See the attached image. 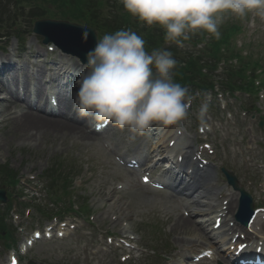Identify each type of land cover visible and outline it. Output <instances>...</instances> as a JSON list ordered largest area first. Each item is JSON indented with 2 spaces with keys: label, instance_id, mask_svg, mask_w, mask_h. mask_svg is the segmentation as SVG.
Returning <instances> with one entry per match:
<instances>
[{
  "label": "rangeland",
  "instance_id": "obj_1",
  "mask_svg": "<svg viewBox=\"0 0 264 264\" xmlns=\"http://www.w3.org/2000/svg\"><path fill=\"white\" fill-rule=\"evenodd\" d=\"M113 1L109 3L115 4L117 8L122 6L121 0ZM21 2L22 7L25 9H30L35 4L41 5L46 8L44 15H52V9L46 5L48 3L42 5L41 2L35 3L34 0H21ZM27 9L23 22H20L19 19L16 23L8 22L11 32L16 30L14 28L18 24L19 28H23L25 31L27 52L20 58L17 55L14 56L13 52L19 46L12 39L9 44V51L7 50L8 52L5 55H0V59L4 58L6 62L8 60L16 62L15 67L20 70L18 73L19 83L23 86H28L31 83L38 84L39 81H43V77L45 82L50 75L55 73H57L58 83H45V87H42V89H49L52 84L57 87L58 84L71 82L73 79L68 75L51 71L60 62L61 55L58 54L60 52L53 44L44 46L41 38L32 33L30 21H35V13L31 11L32 17L29 19L30 11ZM59 13V11L53 9L54 18H62ZM2 20L5 23L7 22L6 17H2ZM81 25L88 26L86 24ZM96 26L90 27L99 33L100 38V35H103L102 29L99 30L98 26ZM245 26L246 38L249 41H257L255 45L258 44V48L253 49L255 55L261 54L264 57V21L255 17L253 22L247 20ZM20 29L19 32H21ZM246 38L242 36L239 40L248 41ZM49 48H53L57 54H51ZM65 56L61 61L67 66L73 63L83 66L77 58L70 55ZM39 71L41 79L38 78ZM9 73L14 74L12 70ZM0 79L5 81L4 75H1ZM193 97L196 98L197 94L195 93ZM194 102L193 108L189 109L188 119L182 122V125L186 127L183 128L187 131L186 138L182 143L185 144L187 139L192 140L194 143H201L207 137L212 149L215 148L213 160H211V157L209 159L217 167L224 164L225 167L227 166V168L234 170L241 186L255 199V206H262L263 199L261 200V197L264 192V177L257 175L258 169L254 168L253 164H248L250 170L246 168V162L251 160V158L243 156L242 153L251 150L255 151L253 162L256 165L264 163V155H256L261 152L259 143L264 135V127L262 129L258 128L260 119H264V98H261L258 104H255L256 109H254L252 106L253 101L250 99L245 101V99L222 97L219 101L220 107H218L216 101H213L211 104L214 111L208 112L205 110L203 114H201V109H205L204 103L200 99L197 100V98L194 99ZM223 105H228L229 109H224ZM244 107H250V112H245ZM200 121H203L209 129L205 133L206 136H201L197 132ZM9 129V123L5 124L4 132L0 133V166L7 165L13 176H18L23 187L27 186L29 191L33 190L32 195L37 199V204L48 197L47 192L44 191L46 185L41 178L47 170L57 168L59 164L56 160H60L77 164V167L74 166L75 169L69 172L67 179L74 178V193L80 204L88 203L89 207L92 208L90 219L85 215L79 218L72 217L71 223L74 224L76 222V228L74 227V230L70 229L68 237L63 240L53 238L50 241L42 239L36 242L34 247L28 252L27 257L21 260V264L28 260L34 261L36 264H122L118 260L121 254H118L114 244L110 246L107 243L106 237L111 232L122 231L123 228L125 231L138 234L141 237L139 245L144 248L147 246L156 247L160 240V247L155 248L156 254L153 252L148 253L144 250L139 251L126 264H176L178 259L181 264L182 251L176 244L177 240L187 241L193 240V238L190 235H182L180 230L174 229L175 222L181 216H188L189 219L194 220L193 222L198 225L200 220L201 222H206L209 215H212L211 213L200 216L193 215L192 213L199 210L198 208L189 209L187 211L189 214H187L184 210L169 204L146 187H141L138 183L137 175L119 168L114 162V157L107 153L97 140L82 144L73 140L63 141L48 138L37 144L29 143L24 147H20L19 138L17 136L14 137V134ZM155 136L152 133V135L145 136V138L150 142L158 141V137ZM111 139L115 138L111 136ZM123 139L124 137L121 140ZM155 145V142L151 143L152 148ZM163 146L165 147L164 151H171V149L167 148L166 142ZM68 169V167H65L64 171H68ZM49 175L51 176V173ZM118 185L123 186V189L118 191L117 196L120 197L121 202L126 204L127 208H125L129 211L127 217L120 219L124 226L120 222L115 225L111 221L110 216L105 214L109 206L107 195L113 189L118 188ZM225 189L226 187L224 186L215 188L219 193ZM50 203L52 202L50 201ZM50 207L52 208L53 205ZM31 213H34L32 209ZM17 218V216H13L11 229L15 230L14 237L18 238L19 242H24L33 230L41 227V222L31 217L27 218L26 214L20 220H17ZM49 224L51 223H47L44 226ZM19 226H22L21 229H19ZM207 227L209 228L211 225L207 224ZM259 228L257 227L256 230L258 231ZM17 229L21 230L22 233H19ZM251 231L256 240L261 241L260 239H263L261 238L263 231L256 233V235H254V229ZM163 243L164 245L161 246ZM150 249L152 250L151 247ZM0 251V262H6V251L2 247H0ZM179 252L180 255H178Z\"/></svg>",
  "mask_w": 264,
  "mask_h": 264
},
{
  "label": "clouds",
  "instance_id": "obj_2",
  "mask_svg": "<svg viewBox=\"0 0 264 264\" xmlns=\"http://www.w3.org/2000/svg\"><path fill=\"white\" fill-rule=\"evenodd\" d=\"M124 10L164 31L167 43L183 48L197 34L221 38L228 19L264 21V0H121ZM179 62L167 49H145L131 30L105 34L87 57L78 80L75 109L97 126L112 125L132 139L179 125L189 117V90L174 82ZM206 109H201V114Z\"/></svg>",
  "mask_w": 264,
  "mask_h": 264
},
{
  "label": "bare ground",
  "instance_id": "obj_3",
  "mask_svg": "<svg viewBox=\"0 0 264 264\" xmlns=\"http://www.w3.org/2000/svg\"><path fill=\"white\" fill-rule=\"evenodd\" d=\"M10 61H8L9 63ZM62 64V65H61ZM10 66V65H9ZM8 65H5L4 67H7L8 69H12L13 67L9 68ZM61 69V72L63 75H68L71 77L73 82H78V80L81 78V75L86 73L87 68L86 67H79L77 64H71L70 66H67V64L60 62V65H58ZM17 77L14 76V79ZM39 79H41V74L39 71ZM57 78V76H54L49 79V82L54 81ZM13 80V77H12ZM1 83V82H0ZM64 86H69V84H66ZM62 88H57L58 91L53 94L52 99L54 100L55 106L57 105L58 108H50L49 105V96L48 99L44 98V94L42 91V88L40 85H38L35 90L34 99L37 100L35 105L39 109V111H36L33 109V102L31 100L32 96L29 94L28 87H23L24 92L27 94V97L24 101L19 100L16 96L17 90H12L10 88H7L4 90L2 87H0V124H2L7 119L5 118V115H11L10 112L12 110H15L12 113L11 120H10V129L9 131L14 134V137L19 138V145L25 146L29 143L37 144L45 139H55V140H63V141H75L79 143H88L93 142L95 139L108 134L109 132L114 133V128L112 125H109L102 131V133H97L94 129V123L90 119L82 118L78 115L75 106L73 105L76 98H66L62 94ZM19 91V89H18ZM19 94V93H18ZM18 109V110H17ZM160 137V141L162 140H168L167 144L169 142H174L173 150L178 152V154H182L183 162L184 163H192V161L188 160V156L191 154H194L195 151L193 150V143L191 140H187L185 145L182 147L181 144L184 139V134L182 133L181 136L177 135V130L173 127L168 129H156L154 128L151 132H158ZM262 144H264V136L262 141H260ZM158 149H160L161 153L165 158H169V160H172V156H165V153H163V147L157 146ZM113 152H118L117 148L112 149ZM146 152V146H143V149L140 150L139 153H135V158L142 162L145 159H147ZM262 153H264V147L262 150ZM251 155V154H248ZM253 155V154H252ZM179 165V164H178ZM182 165V164H181ZM179 165L180 167H176L173 169V171H176L175 176L178 178L181 185L186 182L187 180L194 181L192 184L188 182L189 187L196 188L200 191H198L199 196H202V200H200L197 208L199 210H196L193 212L194 215H205L209 211H213L214 217L211 218V220H208V222L212 221L213 219V225L215 224V219L219 218V214H222V221L221 226L218 231L213 232V234H223V239L226 240V237L228 234L232 231L228 227V223L230 222L236 207H237V196L235 195L232 197L230 202L228 203L227 208H223V205H218L217 202L214 199L213 190L209 188H203L204 186L201 185L202 181L211 182V171L206 170L202 171L199 176L196 174L194 176L189 177L190 175L188 173H184L183 166ZM258 174H262L258 171ZM201 180V181H200ZM107 198L109 200V206L106 211V215H109L110 217L114 215H118L120 218L127 217L129 211L125 209L124 203L121 202L120 197H118L114 191H110L108 193ZM217 215V216H216ZM260 214H257L253 226L260 227L264 229V223L259 221ZM229 219V221H228ZM194 220L187 219L184 217H180L174 225V229H178L182 232V235H190L192 236L193 240H177V245L180 249L185 250V252L188 251H197L203 248L204 245L208 246L206 249L213 250L212 247L214 245L212 244V241L210 240L211 231H209L202 223H199V225H196V222H193ZM236 231V230H235ZM230 238L229 243L234 238V234ZM247 236V235H246ZM213 239V238H212ZM247 240L251 241L252 237L250 235L247 236ZM257 243V242H256ZM212 244V245H211ZM237 245H235V248ZM264 250V249H263ZM216 258L220 260H224V258L220 255L219 249L217 248L216 251ZM226 259V258H225ZM227 260V259H226Z\"/></svg>",
  "mask_w": 264,
  "mask_h": 264
},
{
  "label": "trees",
  "instance_id": "obj_4",
  "mask_svg": "<svg viewBox=\"0 0 264 264\" xmlns=\"http://www.w3.org/2000/svg\"><path fill=\"white\" fill-rule=\"evenodd\" d=\"M36 2H41L42 5L45 3L47 6H49L52 9V16H53V9H56L59 11L60 15L62 16V19L66 20H72L74 22L81 21L83 23H88V21L95 22L101 29L102 32L105 34H111L114 33L117 30L124 29L126 30V26L128 27V30H131L135 32L137 35L141 36L145 41V49L149 53H151L153 50L158 49V46L162 43V37L164 33H162L159 29H156L155 27H149L146 24H143L141 28H138L135 22L138 21V19L133 20L134 23H130V19L132 16L128 14L124 8L123 5L120 7H115V4H111L112 0H34ZM115 1V0H114ZM113 1V2H114ZM27 9V8H26ZM25 8L22 7L21 0H0V30L6 27V24L8 22L14 21L16 22L19 18H23L25 11ZM30 11L29 19H31V11L35 13V18L42 17L45 12L46 8L41 5H36L30 9H27ZM106 13V14H105ZM2 17L7 18V22L5 23L4 20H2ZM34 18V17H33ZM91 18V20H90ZM93 20V21H92ZM93 22V23H94ZM107 29V30H106ZM234 28L227 26L225 28H222V42L219 40H213L212 41V47H216L218 50V55L216 56L213 63H216L218 59L222 56L221 51L223 48L229 50L228 52V58L232 56V52L230 50V44L229 41L224 38V36H227L231 33V30ZM106 30V31H104ZM175 59L180 63L179 68L177 71L176 76V82L183 84L186 83L184 79V75L180 72V66L181 63L183 64L184 61H188V58L181 59L180 53L175 51V49L170 50ZM202 60H198L197 62H188L189 65L188 72L192 73L196 80H200V73H199V63H201ZM206 63V62H205ZM252 61H245L243 64L244 66H251ZM248 69V68H246ZM245 70L239 72V75L244 78L245 77ZM252 71L254 70V67H251ZM236 76H230L229 81H227V86L230 88L231 91L237 86L239 87V83H236V80H234ZM234 80V81H232ZM249 84H252V79L246 80Z\"/></svg>",
  "mask_w": 264,
  "mask_h": 264
},
{
  "label": "water",
  "instance_id": "obj_5",
  "mask_svg": "<svg viewBox=\"0 0 264 264\" xmlns=\"http://www.w3.org/2000/svg\"><path fill=\"white\" fill-rule=\"evenodd\" d=\"M43 31L48 32L49 36L44 34ZM34 32L45 36V44L53 41L63 51L78 57L83 63L87 62V55L96 46V34L93 30L66 22L43 21L36 24ZM62 39L75 40L74 45H65ZM0 200H4L3 194L0 195Z\"/></svg>",
  "mask_w": 264,
  "mask_h": 264
}]
</instances>
